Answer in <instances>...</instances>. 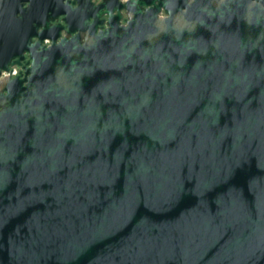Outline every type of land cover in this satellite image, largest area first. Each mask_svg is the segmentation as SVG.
<instances>
[{"label": "water", "instance_id": "water-1", "mask_svg": "<svg viewBox=\"0 0 264 264\" xmlns=\"http://www.w3.org/2000/svg\"><path fill=\"white\" fill-rule=\"evenodd\" d=\"M0 80V264H264V0H0Z\"/></svg>", "mask_w": 264, "mask_h": 264}, {"label": "flooded vegetation", "instance_id": "flooded-vegetation-1", "mask_svg": "<svg viewBox=\"0 0 264 264\" xmlns=\"http://www.w3.org/2000/svg\"><path fill=\"white\" fill-rule=\"evenodd\" d=\"M26 59H27V58L23 59V61L26 60ZM9 69H10V70H12V69H16V72L14 73V75H16V74L20 71V67L17 66V65L9 66ZM14 75H12V76H14ZM4 76H5V75H2V74H1V77H4Z\"/></svg>", "mask_w": 264, "mask_h": 264}, {"label": "built area", "instance_id": "built-area-1", "mask_svg": "<svg viewBox=\"0 0 264 264\" xmlns=\"http://www.w3.org/2000/svg\"><path fill=\"white\" fill-rule=\"evenodd\" d=\"M15 72H16V69H12V70H11V73H10V76L14 75ZM1 74H2V75H5V76L7 75L6 72H2Z\"/></svg>", "mask_w": 264, "mask_h": 264}, {"label": "bare ground", "instance_id": "bare-ground-1", "mask_svg": "<svg viewBox=\"0 0 264 264\" xmlns=\"http://www.w3.org/2000/svg\"><path fill=\"white\" fill-rule=\"evenodd\" d=\"M2 82V80H0V83Z\"/></svg>", "mask_w": 264, "mask_h": 264}]
</instances>
